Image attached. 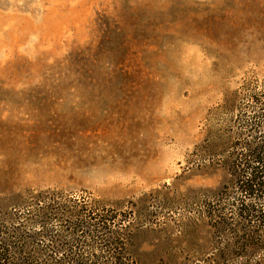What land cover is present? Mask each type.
Listing matches in <instances>:
<instances>
[{
    "label": "rangeland",
    "instance_id": "rangeland-1",
    "mask_svg": "<svg viewBox=\"0 0 264 264\" xmlns=\"http://www.w3.org/2000/svg\"><path fill=\"white\" fill-rule=\"evenodd\" d=\"M263 145L264 0H0V218L28 235L12 206L46 192L203 249L187 264H264V223L220 197L228 158Z\"/></svg>",
    "mask_w": 264,
    "mask_h": 264
},
{
    "label": "trees",
    "instance_id": "trees-1",
    "mask_svg": "<svg viewBox=\"0 0 264 264\" xmlns=\"http://www.w3.org/2000/svg\"><path fill=\"white\" fill-rule=\"evenodd\" d=\"M202 148L203 146L197 149V154H192L196 157L195 162L206 159L203 156L207 154L200 152ZM254 148L249 154L231 155L228 158L230 160L224 166L232 178V185L230 189L225 188V194L222 193L220 197L229 202L231 210L237 208L240 220L254 219L263 224L264 145ZM48 194L38 193L33 202L12 206V209L32 210L34 218L28 223L33 228L40 227L35 233L28 235L30 229L20 224L15 217L0 218V264H187L183 260L178 261V255L192 252L199 255L203 252V249L196 246L190 248L182 244L174 245L170 238L158 242H141L136 237H127L122 234L121 229L116 228V217L97 216L95 212L82 210L77 203H74V207L67 208L64 204L51 202L55 194ZM208 213L209 221H217L218 215L214 208ZM253 214L257 216L248 219L247 216ZM54 222L64 223L70 239L56 241L52 236L49 244L38 240L43 235V227ZM257 246L258 244L251 242L249 245L245 244L244 248L247 250L248 247ZM68 251L79 254L65 256ZM224 253L231 254L232 251L229 249ZM86 254L91 255L85 257ZM158 254L165 257L171 255V258H163ZM200 261L197 264H201ZM230 262V257L226 255L211 260L209 264Z\"/></svg>",
    "mask_w": 264,
    "mask_h": 264
}]
</instances>
